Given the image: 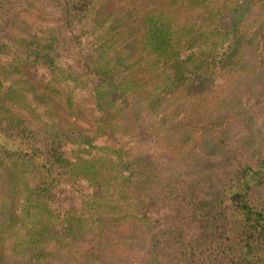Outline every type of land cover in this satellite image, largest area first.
Wrapping results in <instances>:
<instances>
[{
    "label": "trees",
    "instance_id": "trees-1",
    "mask_svg": "<svg viewBox=\"0 0 264 264\" xmlns=\"http://www.w3.org/2000/svg\"><path fill=\"white\" fill-rule=\"evenodd\" d=\"M36 1L54 8L66 28L77 24L85 30L94 53L85 55L76 69L64 68L52 55L55 46L49 39L37 41L34 51L20 44L14 49L0 40V54L9 56L0 61V185L4 186L0 189V264H54L67 259L74 264H121L131 256L135 264H264V211L252 201L263 194L255 191L264 188V128L256 159L234 161L235 166L221 173L204 195L184 187L165 195L163 187L152 198L149 183L154 173L148 149L138 147L153 129L156 111L166 99L195 83L205 91L210 73L236 63L242 45L237 29L249 3L212 2L217 41L210 39L211 31L195 35L158 7L156 14L143 17L142 35L137 37L141 48L132 53L131 35H126L122 45L102 61L103 42L128 33V25L108 21L101 8L90 16L96 0ZM170 1L178 8L209 4V0ZM217 49L221 56L208 61ZM147 55L146 66L155 80L144 91L137 85L133 63L126 65L122 75L120 68L131 58L144 60ZM35 63L44 66L50 80L59 77L84 85L98 114L92 130L74 132L44 122L36 132L13 113L9 104L23 102L18 81ZM29 82L30 89L37 88ZM72 98L69 93L64 105ZM150 133L147 147L161 140ZM98 135L106 143L96 145ZM123 135L132 141V148L119 143ZM201 144L202 157H207L226 143L223 136H207ZM58 185L76 193L78 207L61 214L53 211L48 199ZM166 219L167 226L153 225ZM119 231L129 238L115 242L112 236Z\"/></svg>",
    "mask_w": 264,
    "mask_h": 264
},
{
    "label": "rangeland",
    "instance_id": "rangeland-1",
    "mask_svg": "<svg viewBox=\"0 0 264 264\" xmlns=\"http://www.w3.org/2000/svg\"><path fill=\"white\" fill-rule=\"evenodd\" d=\"M217 1L219 0H209V4L202 7L199 4H204L203 2L197 4L198 7L182 4V8L176 7L170 0L94 1L90 16H93V11L101 8L104 12L102 17L108 16V21L121 27L129 26L128 33L113 35L111 40L103 42V49L100 50L102 61L106 55H112L114 49L122 45L126 35H131L128 43L132 42L129 45L132 53L141 48L137 37L142 35L139 28L142 27L143 17L156 14L158 7L170 15L171 21L180 26L187 25L195 35L211 31L213 36L210 39L217 41L214 31L215 6L212 5V2ZM244 2L249 3V7L242 12V20L237 29L242 45L236 63L226 70L210 73L205 91L201 92L195 83L178 96L166 99L156 111L154 126L150 131L154 137L161 138L160 143L153 141L154 144L147 147L145 141L151 134L149 132L138 145L143 151L148 149V164L154 173L149 183L152 198L163 187H166L165 195H171L183 187L195 190L198 195H204L215 186L221 173L235 166L234 161L251 163L257 157L261 131L264 128V0H243ZM0 4L3 9L0 13V40L14 49L20 44L23 49L34 51L37 41L46 43L49 39L55 46L51 52L57 64L73 69L77 68L85 55L94 53L90 44L91 36L84 33L85 30L77 24L71 25L72 28L62 25L54 8L36 0H0ZM28 42L32 44L28 46ZM220 53L221 49L211 51L206 59H218ZM203 54L205 55V50ZM8 59L9 56L0 54L1 62ZM148 59L149 55L144 60L129 59L120 68V75L125 73L127 64L133 63L138 87L148 91L155 80L146 66ZM26 71L27 74L18 81L23 102L9 104L13 113L20 115L36 132L44 122H55L74 132L92 130L97 123L98 114L94 112V105L83 84L67 83V80L59 77L50 80L48 71L40 63L32 64ZM28 80L37 88L30 89L28 83L26 84ZM27 87L34 97L29 94ZM69 93H72L73 98L68 105H64ZM207 136L217 139L223 136L226 144L214 155L202 157L205 148L201 141ZM118 141L124 143L125 149L132 148V141L124 135ZM94 143H106L104 136H96ZM1 187L4 189L2 184L0 189ZM84 189L90 191L85 185ZM255 193H263L255 196L254 200L252 198V201L257 208L264 211V188L257 189ZM78 203L76 193L66 185L55 187L48 199V205L58 214L71 207H78ZM165 221L153 225L160 228L170 224L167 219ZM120 233L119 231L112 236L115 242L129 238L128 234ZM131 259L134 257H125L121 264H135ZM54 264L74 263L67 259L57 260Z\"/></svg>",
    "mask_w": 264,
    "mask_h": 264
}]
</instances>
